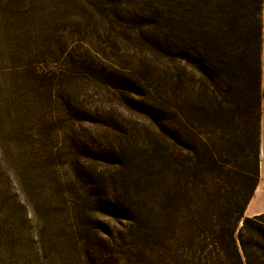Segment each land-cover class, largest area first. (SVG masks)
Returning a JSON list of instances; mask_svg holds the SVG:
<instances>
[{
    "label": "rangeland",
    "instance_id": "rangeland-1",
    "mask_svg": "<svg viewBox=\"0 0 264 264\" xmlns=\"http://www.w3.org/2000/svg\"><path fill=\"white\" fill-rule=\"evenodd\" d=\"M115 1L0 0V264H80V236L100 264H140L137 249L170 238L161 228L172 231L180 217L187 223L193 212L239 213L230 188L251 172L261 50L242 39V20L221 42L224 52L212 66L218 78L201 80L197 67L170 65L182 82L176 92L167 88L182 100V124L178 158L164 178L175 196L165 201L156 118L159 101L172 94L165 91L167 60L153 44L162 1ZM249 2L237 0L240 15ZM136 176L142 185L133 184ZM71 182L79 194L70 195ZM89 182L99 189L83 188ZM102 190L129 209L135 229L109 222L112 235L100 238V203L73 211L71 196Z\"/></svg>",
    "mask_w": 264,
    "mask_h": 264
},
{
    "label": "trees",
    "instance_id": "trees-1",
    "mask_svg": "<svg viewBox=\"0 0 264 264\" xmlns=\"http://www.w3.org/2000/svg\"><path fill=\"white\" fill-rule=\"evenodd\" d=\"M161 1L160 27L156 35L157 42L154 41L153 44L157 43L156 46H158L157 48H159L162 57L167 60L164 63L167 66L166 74L168 75V78L165 77V91L170 92L172 96H168L167 93V97L161 99L158 104L160 114L156 118V124L160 128L163 139L159 144L158 152H156V158L160 163L159 165H161L159 174L163 177H161L165 185L163 197L167 201L175 192L172 193L171 185L168 181L165 183L164 178L169 177V173L174 166L172 164L178 158L175 149L178 147L177 137H180L178 126L182 124L179 117L182 114L181 107L178 105L179 101L182 100L178 101L179 96L177 93L175 94L177 91L176 86L180 87L182 82L178 76L176 77L173 74L175 67H170V65H175V62H182L187 67H197L196 71L201 80L218 78L219 71L212 69V66L217 65L218 58L222 55L221 42L223 39L232 38L233 28L238 27L242 20L245 35L242 39L247 44H252L254 49L259 51L264 42L261 32V8L264 0H250L249 6L244 7L241 15L239 14L240 9L237 6V0H220L217 3L213 0H205L204 4L206 5H203L202 0H194L192 4H189V0V3L184 2L185 0H181L179 3H173V0ZM114 4V6L119 7L120 1L116 0ZM186 4H188L187 7H185ZM217 20L224 21V26L219 27ZM246 24H248L247 29ZM197 41L201 42L200 46L197 45ZM191 43H195L196 46L193 48ZM253 55L255 57L258 52ZM255 73L256 78L253 89L256 92V101L252 112L254 116L253 138L251 150L249 151L251 153L249 158L251 172L240 176L244 182L242 185L236 184L237 186L231 187V183H227L231 187L236 202H240L237 204L239 213L232 218L231 212L229 213L223 209L219 210L218 214L209 215L207 217L210 218H207L205 213L203 216L198 212H193L187 223H185V217H180L181 225L173 228L172 231H169L167 226L161 228L162 232L171 233L170 238L164 237L162 243L157 246L150 244L147 245L146 249L141 248L139 250L136 248L141 256L140 264H264V214L251 218L242 217V212L248 204L258 181L259 107L264 93L260 91L259 86V67L255 68ZM173 77H175V80ZM168 86L170 88L175 87V92L172 93L171 89H169L170 91L167 90ZM169 98L174 101H170ZM149 167L154 168L148 163L146 169ZM140 182L141 179L138 176L133 180L135 186H139ZM149 182L144 184H149ZM77 184V182L68 183L67 186L71 187L70 195H73V193L79 194ZM148 187L151 189V185ZM83 188L97 190L99 189V183L89 182L83 185ZM222 190L226 191L225 188H222ZM105 191L99 192V197L95 194L80 198L71 196L73 211L84 209L91 203H100L102 209L106 210V213L104 211L98 212L97 221L101 229L97 228V234L100 238H107L112 235L109 222L115 223V226H119L121 223H130L131 228L135 229L136 225L130 218L129 209L123 204L120 205L119 200H115L110 194H104ZM128 192L129 188L125 190L126 195L129 197ZM150 193L147 191V194ZM226 193L229 192L226 191ZM185 208L190 210V207ZM175 210L182 212L184 208L177 206ZM164 215L169 216L170 213L166 211ZM201 216L204 218L202 223L195 219L197 217L201 219ZM103 219H108V221L103 222ZM239 222H241V226L236 231ZM164 234L162 233V236ZM74 252L80 264H100L99 259H94L91 256L90 250L86 247V243L81 236L75 241Z\"/></svg>",
    "mask_w": 264,
    "mask_h": 264
},
{
    "label": "crops",
    "instance_id": "crops-1",
    "mask_svg": "<svg viewBox=\"0 0 264 264\" xmlns=\"http://www.w3.org/2000/svg\"><path fill=\"white\" fill-rule=\"evenodd\" d=\"M261 32L264 38V4L261 8ZM261 56L263 63L260 67L259 86L264 93V42L261 45ZM264 214V97L260 101L259 107V165L258 181L253 194L244 209L245 217H253Z\"/></svg>",
    "mask_w": 264,
    "mask_h": 264
}]
</instances>
